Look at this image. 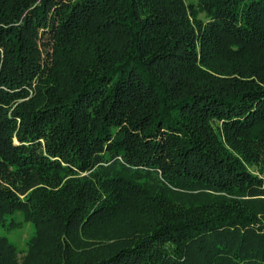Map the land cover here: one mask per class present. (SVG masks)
I'll return each mask as SVG.
<instances>
[{
	"label": "trees",
	"instance_id": "trees-1",
	"mask_svg": "<svg viewBox=\"0 0 264 264\" xmlns=\"http://www.w3.org/2000/svg\"><path fill=\"white\" fill-rule=\"evenodd\" d=\"M0 264H264V0H0Z\"/></svg>",
	"mask_w": 264,
	"mask_h": 264
},
{
	"label": "rangeland",
	"instance_id": "rangeland-1",
	"mask_svg": "<svg viewBox=\"0 0 264 264\" xmlns=\"http://www.w3.org/2000/svg\"><path fill=\"white\" fill-rule=\"evenodd\" d=\"M15 219L20 223V227L12 230H1L0 235L7 236L16 245L17 249L20 250L19 257H21L26 253V242L31 236L32 227L29 223L23 222L20 216H17Z\"/></svg>",
	"mask_w": 264,
	"mask_h": 264
}]
</instances>
